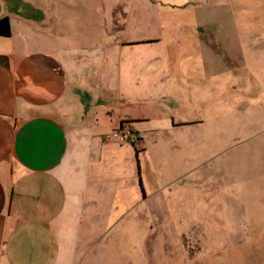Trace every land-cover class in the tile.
Masks as SVG:
<instances>
[{"label": "crops", "instance_id": "crops-1", "mask_svg": "<svg viewBox=\"0 0 264 264\" xmlns=\"http://www.w3.org/2000/svg\"><path fill=\"white\" fill-rule=\"evenodd\" d=\"M0 3L11 28L0 36V264H170L177 213L184 217L185 202L200 193L175 182L179 152L154 148L159 132L154 143L139 126L151 121L171 134L197 122L159 120L120 97L107 103L106 94L145 92L164 87L155 83L162 74L199 71L196 30L217 29L218 6ZM260 44L246 40L241 56L263 59ZM209 58L218 60L211 47ZM125 121L140 133L135 145L104 139Z\"/></svg>", "mask_w": 264, "mask_h": 264}, {"label": "rangeland", "instance_id": "rangeland-1", "mask_svg": "<svg viewBox=\"0 0 264 264\" xmlns=\"http://www.w3.org/2000/svg\"><path fill=\"white\" fill-rule=\"evenodd\" d=\"M212 2L218 6L217 29L196 30L200 43L191 61L199 71L165 73L155 78L164 87L106 99L120 97L159 120L197 122L171 134L151 121L139 126L154 143L159 132L154 148L179 152L175 182L200 193V201L185 202L184 217L177 213L181 223L169 237L170 264H264V56L247 60L240 54L246 40L264 44V0ZM210 47L218 60H210ZM162 161L163 172L170 173ZM189 229L200 233L190 235Z\"/></svg>", "mask_w": 264, "mask_h": 264}, {"label": "built area", "instance_id": "built-area-1", "mask_svg": "<svg viewBox=\"0 0 264 264\" xmlns=\"http://www.w3.org/2000/svg\"><path fill=\"white\" fill-rule=\"evenodd\" d=\"M104 139L106 140H114L118 142L119 144L123 143H135L138 141L139 136L138 133L133 131V129L130 128L129 125L124 124L123 122L120 124L119 127L114 129L110 134H107L104 136Z\"/></svg>", "mask_w": 264, "mask_h": 264}, {"label": "trees", "instance_id": "trees-1", "mask_svg": "<svg viewBox=\"0 0 264 264\" xmlns=\"http://www.w3.org/2000/svg\"><path fill=\"white\" fill-rule=\"evenodd\" d=\"M11 35L10 22L7 16L0 17V36L9 37Z\"/></svg>", "mask_w": 264, "mask_h": 264}, {"label": "water", "instance_id": "water-1", "mask_svg": "<svg viewBox=\"0 0 264 264\" xmlns=\"http://www.w3.org/2000/svg\"><path fill=\"white\" fill-rule=\"evenodd\" d=\"M0 11H1V3H0Z\"/></svg>", "mask_w": 264, "mask_h": 264}]
</instances>
